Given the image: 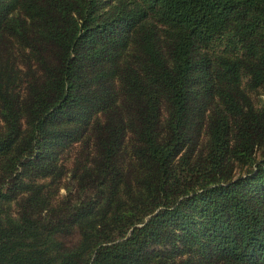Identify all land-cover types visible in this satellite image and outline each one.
Instances as JSON below:
<instances>
[{"label": "trees", "instance_id": "obj_1", "mask_svg": "<svg viewBox=\"0 0 264 264\" xmlns=\"http://www.w3.org/2000/svg\"><path fill=\"white\" fill-rule=\"evenodd\" d=\"M261 94L264 0H0V264H264Z\"/></svg>", "mask_w": 264, "mask_h": 264}, {"label": "rangeland", "instance_id": "obj_2", "mask_svg": "<svg viewBox=\"0 0 264 264\" xmlns=\"http://www.w3.org/2000/svg\"><path fill=\"white\" fill-rule=\"evenodd\" d=\"M259 97H260V100H262V102H264V94H261ZM68 162L70 163V159L67 160L66 163L68 164ZM63 192H64V190L60 188V192H59L60 195H61V193H63Z\"/></svg>", "mask_w": 264, "mask_h": 264}]
</instances>
